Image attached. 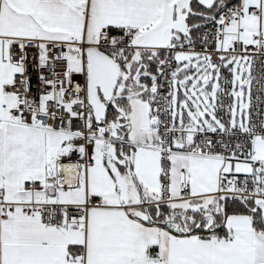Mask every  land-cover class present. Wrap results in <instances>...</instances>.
Here are the masks:
<instances>
[{"label":"snow or ice","instance_id":"snow-or-ice-1","mask_svg":"<svg viewBox=\"0 0 264 264\" xmlns=\"http://www.w3.org/2000/svg\"><path fill=\"white\" fill-rule=\"evenodd\" d=\"M0 264H264V0H0Z\"/></svg>","mask_w":264,"mask_h":264},{"label":"built area","instance_id":"built-area-1","mask_svg":"<svg viewBox=\"0 0 264 264\" xmlns=\"http://www.w3.org/2000/svg\"><path fill=\"white\" fill-rule=\"evenodd\" d=\"M32 83H33V85L35 86V84H36V77H35V75H33ZM33 95H35V87L33 88ZM77 126H78V125H77Z\"/></svg>","mask_w":264,"mask_h":264}]
</instances>
